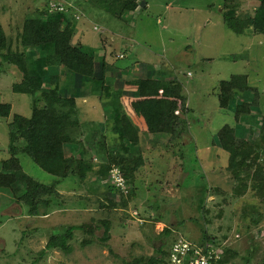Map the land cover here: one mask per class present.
<instances>
[{
  "label": "rangeland",
  "instance_id": "obj_1",
  "mask_svg": "<svg viewBox=\"0 0 264 264\" xmlns=\"http://www.w3.org/2000/svg\"><path fill=\"white\" fill-rule=\"evenodd\" d=\"M49 1L0 0V24L11 52L24 51L25 20L46 11ZM62 1L73 5L69 14L75 16L70 21L61 14L51 19L61 22V31L73 25L69 43L88 56L95 55L105 78L84 86L69 82L59 68L32 75L44 79V88L52 75H58L60 94L74 96L77 126L68 132L74 144L64 148L74 161L86 156L94 167L83 188L61 184L66 205L52 202V208L38 217L29 216L12 192L0 188V264H135V259L151 257L160 241L165 239L167 246L171 238L179 237L221 244L218 247L234 256L227 264H264V200L258 188L251 187L255 183L247 182L245 189L238 186L229 170L230 153L216 145L224 126H240L243 135L252 139L256 165L264 168V134L248 133L255 118L264 116V37L252 30L240 35L224 21L230 8L235 7L239 16H252L261 3L139 0L137 12L128 15L121 3L111 14L106 10L109 3L99 0ZM146 66L157 73L154 83L163 87L174 81L171 91H177L172 98H185L189 112L180 139L148 134L146 122L133 109L138 100L158 97V86L149 78L140 80ZM233 76L248 77L249 86L257 91V107L241 108L242 102L254 98L248 93L235 97L237 106L231 111L221 109L220 83ZM19 77L18 68L0 57V104L13 109L10 118L0 119V175L3 163L16 153L28 177L52 185L56 179L39 167L38 157L26 155L24 140L15 143L17 149L12 151L11 133L18 131L13 116L33 114L31 98L12 90ZM110 106L116 109L114 116L129 122L123 132L125 141L136 146L134 153L129 152L144 162L134 172V181L126 182L117 168L106 180L102 176L98 152L121 151L124 145L118 137L104 136L106 122L114 118ZM37 107H45L41 97ZM118 151L115 155L124 160ZM109 185L121 188V193L110 191ZM108 200L118 206L112 212L104 209L103 214L99 205H108ZM69 228L73 229L70 250H47L50 239ZM165 229L173 232L168 240Z\"/></svg>",
  "mask_w": 264,
  "mask_h": 264
},
{
  "label": "trees",
  "instance_id": "obj_2",
  "mask_svg": "<svg viewBox=\"0 0 264 264\" xmlns=\"http://www.w3.org/2000/svg\"><path fill=\"white\" fill-rule=\"evenodd\" d=\"M99 1L100 3L104 2L105 5L109 3L106 10L111 14H115L119 3L123 5L122 12L124 14L133 15L139 8V0ZM258 1L261 6L256 9L252 16H239L237 11H235V7L230 8L226 13L228 17L224 20L229 28L240 35L252 30L253 34L263 38L264 0ZM51 3H55L57 7H68L62 0H50L47 5ZM54 15L58 14L50 13L46 9L44 12L40 11L36 15L26 18L24 31L21 35L24 48L22 53L11 52V44L0 24V57L2 61L17 67L20 73L19 81L12 90L18 95L29 96L33 101L32 116L25 117L15 114L12 118V125L18 130L15 133H11L12 151L15 152L17 149L14 146L15 143L17 144L18 141L24 140L27 145L24 148L27 149L24 151L26 155L38 157L39 167L56 179L54 184L47 185L28 177L16 153H12V158L3 163L0 175V188L12 192L17 202L27 207L28 214L31 217H38L42 212L45 214L47 210L52 208V202L60 201L63 206L66 205L59 188H62V185L63 187L66 185L74 187V190L83 188L94 167L86 156L83 159L74 161L72 155L67 156L64 148V145L74 144V140L68 134L69 130L77 126L76 116L78 110L76 100L73 99L74 96L71 97L69 94L62 96L60 94L59 84H57L59 81L58 75H52L49 79L51 83H48L44 88V79L40 76L32 75V73L40 69L53 72L55 68H59L60 71L65 72L69 82L84 86L90 85L97 78L101 80L105 78L104 69H97L98 65L95 59L97 57L95 55L94 57L88 56L79 49L72 47L69 43L73 34V25L71 26L69 23L65 31H61V22L51 19ZM61 15L69 21L72 20V15H69V13H61ZM31 52L35 53L36 56H31ZM161 70L162 68L158 72ZM139 71H142L141 68ZM129 73L132 74V71L129 70ZM146 79L148 77L140 80ZM168 84H174V81ZM219 91L220 107L224 111H231L237 106L235 104L236 96L247 95L248 93H253L254 98L250 103L242 102L241 108L245 106L248 108L250 106L257 107V91L252 90L249 86L247 76H233L230 80L221 82ZM82 93L84 94L85 92ZM162 94V96L157 98L138 100L133 105V109L136 115L142 117L146 122L148 134L156 135L157 138L160 136L162 138L180 139L186 130V115L189 112L186 110L185 98L179 100L164 93ZM40 97L45 102V107L42 109L37 107ZM105 105H108V103ZM110 107L113 110L111 115L114 118L111 117V120L106 122L105 127L108 128V132L104 133V136L105 138L118 137L124 145L121 151L112 148L113 150L108 154L98 152L100 164L103 168L102 176L106 180L112 174L113 169L117 168L121 169V176L126 182L134 181V172L142 168L144 162L143 159L136 158L129 152L131 149L134 153V148H136L135 144L125 141L126 136L123 132L129 122L120 120V116H114V110L116 109L114 106ZM12 110L11 105L0 104V119L10 118ZM177 112L180 114L177 115ZM257 131L259 134H264V116L255 118L254 122L250 124L248 133L255 135ZM240 134L243 135L240 126L233 128L226 125L218 133V143L216 145L230 153L229 170L233 179L239 182L238 186L245 189L247 182L255 183L251 187L258 188V194L264 200V168L262 169L256 165L255 147L253 149L252 139H248L244 135L241 138ZM99 143L100 141L97 144ZM103 144H105L104 141ZM116 151L120 153V156L124 157V160L119 159L115 155ZM125 167L129 168L128 172L124 169ZM21 184L24 188H21ZM107 188L110 191L117 190L120 191L118 193H121V188L119 187L115 188L113 185H109ZM108 202V205L100 203L99 209L101 212L102 209L111 210L112 212V209L115 210L117 208L118 205L115 202L111 200H108ZM105 210L103 214L104 212L107 213ZM101 230L103 228L99 226L97 231L101 232ZM72 232L73 229L69 228L64 234L52 237L47 245V250L60 249L68 252L70 250L68 242L73 237ZM165 232L167 240L169 237H173L171 229H165ZM177 239L171 238L172 243L170 245L167 243V246L165 239L160 241V246L151 257L135 259V264H170V250ZM185 240L194 244L192 246L193 249H205L207 244L213 246L214 249H218L221 255V260L218 264H227L234 257L225 249L218 247L221 244L212 242L209 239H201L196 243L188 239ZM88 243L91 242H83V244Z\"/></svg>",
  "mask_w": 264,
  "mask_h": 264
},
{
  "label": "built area",
  "instance_id": "obj_3",
  "mask_svg": "<svg viewBox=\"0 0 264 264\" xmlns=\"http://www.w3.org/2000/svg\"><path fill=\"white\" fill-rule=\"evenodd\" d=\"M65 3L68 5L67 8L62 6L57 7L55 3H51L48 5V11L53 14H68L74 8L72 4ZM192 246L194 244L187 242L185 239H177L170 250V264H218L221 260L220 253L210 244H207L205 249H193Z\"/></svg>",
  "mask_w": 264,
  "mask_h": 264
},
{
  "label": "crops",
  "instance_id": "obj_4",
  "mask_svg": "<svg viewBox=\"0 0 264 264\" xmlns=\"http://www.w3.org/2000/svg\"><path fill=\"white\" fill-rule=\"evenodd\" d=\"M154 54V53H153ZM154 68L156 69L157 68V66H154ZM133 69V68H132ZM157 70H158V68H157ZM156 73H151V72H149V70H148V68H147V66H146V68H145V71H144V76H146V77H151L150 78V80L154 83V79H156V78H154V77H156V75H155ZM146 77H144L143 79H145ZM160 81V80H159ZM145 82V81H144ZM158 82V81H157ZM154 85L155 86H158V89H156L155 90V93H157V96L159 97L162 93H164V94H166V95H168V96H173V93L172 92H176V91H171V86H172V84H169V85H164L163 87L161 86V85H158V84H156V83H154ZM139 86V85H138ZM137 86V87H138Z\"/></svg>",
  "mask_w": 264,
  "mask_h": 264
},
{
  "label": "clouds",
  "instance_id": "obj_5",
  "mask_svg": "<svg viewBox=\"0 0 264 264\" xmlns=\"http://www.w3.org/2000/svg\"><path fill=\"white\" fill-rule=\"evenodd\" d=\"M48 9V8H47Z\"/></svg>",
  "mask_w": 264,
  "mask_h": 264
}]
</instances>
